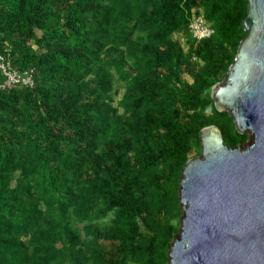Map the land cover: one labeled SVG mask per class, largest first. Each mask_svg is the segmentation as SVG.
<instances>
[{
	"label": "trees",
	"instance_id": "trees-1",
	"mask_svg": "<svg viewBox=\"0 0 264 264\" xmlns=\"http://www.w3.org/2000/svg\"><path fill=\"white\" fill-rule=\"evenodd\" d=\"M234 7L0 0L3 62L34 84L0 86V264H170L201 128L248 139L210 96L237 47L191 26L230 37L216 13Z\"/></svg>",
	"mask_w": 264,
	"mask_h": 264
},
{
	"label": "water",
	"instance_id": "water-1",
	"mask_svg": "<svg viewBox=\"0 0 264 264\" xmlns=\"http://www.w3.org/2000/svg\"><path fill=\"white\" fill-rule=\"evenodd\" d=\"M247 4V35L210 96L253 142L230 146L217 125L201 128V153L182 169L185 215L170 264H264V0Z\"/></svg>",
	"mask_w": 264,
	"mask_h": 264
},
{
	"label": "rangeland",
	"instance_id": "rangeland-1",
	"mask_svg": "<svg viewBox=\"0 0 264 264\" xmlns=\"http://www.w3.org/2000/svg\"><path fill=\"white\" fill-rule=\"evenodd\" d=\"M247 1V0H246ZM226 3L229 4V5H236L237 7H234L233 9L231 10H227V11H222V12H219V13H216V16L218 17V21L225 25L227 27V30L231 29L233 34L229 37V36H225L218 28V26L216 25L215 21L213 20H208L206 19L202 13L198 15V18H201L203 23L209 27V30H210V33L205 35L204 37H208V36H220L221 37V40H223L225 42V44L227 45L228 48H234L235 46L238 48V45L240 43V41L247 35V30L244 28V24H243V18L242 20L240 21V13L241 15L244 14L245 11H247L246 7H244V3H243V0H226ZM248 5V4H247ZM221 10H224V9H221ZM243 25V30L246 32V34L244 35V37L242 39L239 40V38H241L243 36L242 34V28H241V24ZM195 31H196V27L194 28ZM208 30V31H209ZM205 33H207V31L205 30ZM236 48V50H237ZM220 82V81H219ZM243 133H247L248 134V139L240 144L239 146L241 147H245L247 144H250L253 142V134L250 130H244ZM238 146V145H237ZM182 174L183 172L181 173V177H180V181H179V191L182 189V185H181V178H182ZM180 194V192H179ZM180 199V198H179ZM182 207V206H181ZM182 214L179 218V229H178V232L175 236V238L173 239V241L175 239H178L180 237V232H181V225H182V219L184 217V208H182ZM172 241V242H173ZM172 244V243H171ZM171 246V245H170Z\"/></svg>",
	"mask_w": 264,
	"mask_h": 264
},
{
	"label": "built area",
	"instance_id": "built-area-1",
	"mask_svg": "<svg viewBox=\"0 0 264 264\" xmlns=\"http://www.w3.org/2000/svg\"><path fill=\"white\" fill-rule=\"evenodd\" d=\"M192 32L198 37L202 38L205 35L210 33L209 27H207L201 18H195L192 22ZM196 27V31L195 28ZM205 30L207 33H205ZM209 30V31H208ZM0 70L3 75V81L1 82L0 86H26V87H32L33 80L30 76V74L23 72L20 73L16 70H12L9 68L8 63L3 62V57L0 55Z\"/></svg>",
	"mask_w": 264,
	"mask_h": 264
},
{
	"label": "crops",
	"instance_id": "crops-1",
	"mask_svg": "<svg viewBox=\"0 0 264 264\" xmlns=\"http://www.w3.org/2000/svg\"><path fill=\"white\" fill-rule=\"evenodd\" d=\"M8 49V48H7ZM3 52H5V51H3ZM0 55H3L2 53H0ZM3 81V75H2V72H1V70H0V84H1V82Z\"/></svg>",
	"mask_w": 264,
	"mask_h": 264
},
{
	"label": "bare ground",
	"instance_id": "bare-ground-1",
	"mask_svg": "<svg viewBox=\"0 0 264 264\" xmlns=\"http://www.w3.org/2000/svg\"><path fill=\"white\" fill-rule=\"evenodd\" d=\"M247 130H249V129H247ZM251 131V130H250ZM252 132V131H251Z\"/></svg>",
	"mask_w": 264,
	"mask_h": 264
}]
</instances>
